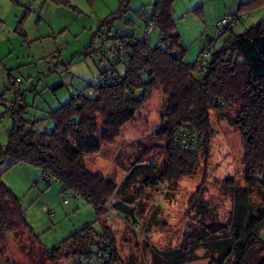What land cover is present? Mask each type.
Segmentation results:
<instances>
[{
	"label": "trees",
	"instance_id": "16d2710c",
	"mask_svg": "<svg viewBox=\"0 0 264 264\" xmlns=\"http://www.w3.org/2000/svg\"><path fill=\"white\" fill-rule=\"evenodd\" d=\"M55 1L70 5L66 0ZM119 1L118 9L101 19L94 36L99 46L93 47L96 41L92 40L85 48L86 54L92 50L100 55L101 62L107 61L98 82H89L82 90L71 92V99L48 111L45 118L27 116L28 106L20 85L10 95L15 77L11 78L10 87L0 93V118L9 116L12 120L5 133L6 145L0 142V164L9 160V166L27 163L37 167L43 180L59 181L63 192L81 197L95 209L91 223L45 249V255L52 262H118L116 233L101 220L109 214L108 203L119 193V186L108 175L86 168L84 157L97 156L104 145L115 144L123 127L159 90L164 100L159 139L166 143V160L161 168L153 162H139L131 175L147 178L146 186L150 188L195 175L201 160L209 159L213 111L234 113L232 123L244 142L245 181L236 186L233 178L225 180L233 193L232 217L224 224H208V204L203 200L195 202L206 183L203 177L190 199L201 226H190L191 233H185L182 245L163 252L162 259L167 264L192 262L195 248L203 245L207 252L216 255L211 257V264H264V205L255 209L251 202L254 193L264 200V18L242 33H236L234 27L217 28L219 35L194 61H187L180 34L172 29L175 0H153L135 12L144 28L145 20L156 24L160 40L155 45L148 42L151 37L143 39L130 31L137 30V24L133 18H125L129 0ZM263 3L264 0L239 2L231 11L249 13ZM200 9L199 6L197 10ZM122 20L129 28L125 32L116 27ZM220 38L223 40L218 43ZM205 51L207 58L200 60ZM59 86L62 83L56 87ZM46 119L52 121V129L42 128ZM180 133L194 137L191 148L186 149L177 139ZM133 201L124 196L114 204L119 214L133 219L131 226L140 223L130 207ZM21 206L17 195L0 177V248L5 251L13 233H29L39 241Z\"/></svg>",
	"mask_w": 264,
	"mask_h": 264
},
{
	"label": "rangeland",
	"instance_id": "374dc122",
	"mask_svg": "<svg viewBox=\"0 0 264 264\" xmlns=\"http://www.w3.org/2000/svg\"><path fill=\"white\" fill-rule=\"evenodd\" d=\"M66 1L70 5L55 0H0V24L3 26L0 28V93L10 87L12 77H20L28 117L45 118L48 111L68 102L71 92L82 90L89 82H98L101 71L107 67V61L101 62L97 52L91 50L86 54L85 48L92 40L96 41L93 47L99 46V40L94 36L101 19L115 12L120 1ZM152 1L129 0L125 18H133L136 22L137 36L143 35L144 27L135 12ZM246 1L249 0H175L172 29L180 34L181 46L186 50L185 59H196L207 34L219 35L216 22L220 18L216 21L212 16ZM199 6L203 11L201 16L197 10ZM185 11L189 12L184 14ZM249 11L250 16L234 27L236 33L244 32L264 18V3ZM116 27L122 32L129 29L124 20L117 22ZM159 40L160 33L156 30L148 42L155 45ZM61 83L62 86L56 87ZM163 102L162 91L157 90L134 120L123 127L116 143L104 145L100 160L98 155L84 157L92 170L100 166L98 168L119 186V193L108 203L109 214L101 220L116 233L119 260L115 264H167L162 259L163 252L179 248L185 233L189 231L190 235V226H201L199 214L190 199L201 186L203 177H206V183L202 186V194L195 196V202L203 200L208 204L210 213L205 215L208 224H224L232 217L233 193L225 180L233 178L236 186L245 184L242 174L244 142L232 123V112H210V155L207 162L201 160L195 175L184 177L178 183H159L153 188L146 186L144 176L131 175L139 162H153L159 168L165 163L166 143L159 139ZM11 121L9 116L0 118V142L3 145H6L5 133L12 125ZM46 127L52 129L51 120H45L42 128ZM106 157L116 159L114 166L105 161L108 160ZM9 164V160L0 164V177L19 198L39 241L29 233L11 234L6 243L7 250L0 248V264H77L73 259L52 262L44 250L91 223L95 219L93 206L81 197L63 192L59 181L43 180L39 168L27 163ZM124 196L134 199L130 207L141 225L138 232L130 227L133 219L128 220L114 208L115 202ZM251 202L255 209L264 205L262 196L256 193ZM48 210L54 214L50 215ZM97 228H100L99 224ZM261 236L264 240V230ZM195 249V260L184 264H211V257L216 256L207 252L203 245Z\"/></svg>",
	"mask_w": 264,
	"mask_h": 264
},
{
	"label": "built area",
	"instance_id": "2783aa9c",
	"mask_svg": "<svg viewBox=\"0 0 264 264\" xmlns=\"http://www.w3.org/2000/svg\"><path fill=\"white\" fill-rule=\"evenodd\" d=\"M249 16L250 15L248 13L242 14V13H236L235 11H229L226 14H224V16L218 22H216V29L217 28H233L237 25V23L239 22V20L241 18L249 17ZM145 24H146V26L144 28L143 35L141 37L143 39H149L156 31L155 30L156 24L150 20H145ZM2 27H3L2 24H0V28H2ZM133 29L131 28L130 31H133L136 33V31ZM207 56H208V52L207 51L203 52L200 60L207 58ZM13 81H14V84H12L13 90H11V92H10V95H12V96H13L15 90L19 87L21 79L19 77H15ZM19 103L23 104V101L21 99H19ZM179 136L180 137L177 139H179V141L182 144H184V147L186 149L191 148L193 146V143H194V139H193L194 137L193 136H187L186 134H183V133H180ZM67 201L68 200L65 199V202H67ZM48 213L50 215L54 214V212L52 210H48ZM131 227L133 228V230H135L137 232L140 231V229H141L140 223L133 224Z\"/></svg>",
	"mask_w": 264,
	"mask_h": 264
},
{
	"label": "crops",
	"instance_id": "0c3cea01",
	"mask_svg": "<svg viewBox=\"0 0 264 264\" xmlns=\"http://www.w3.org/2000/svg\"><path fill=\"white\" fill-rule=\"evenodd\" d=\"M237 5V4H236ZM233 9H235V4H234V6H231V7H229V8H226V10L225 11H222V12H219L218 14H216V15H214V16H212V20H218L219 18H221V17H223L224 16V14H226L228 11H230V10H233ZM187 12H189V11H185V13L184 14H187ZM198 12L200 13V16L203 14V11L200 9V10H198ZM202 18H204V17H202ZM215 18V19H214ZM220 20V19H219ZM207 31L209 30V29H206ZM209 33H210V31H209ZM218 35H217V33H210V34H207V36H206V41H205V43L203 44V43H201V46H203L202 48H204L207 44H208V42L209 41H211V39L212 38H214V37H217ZM222 38H220L219 39V42L218 43H221L222 42ZM197 58V57H196ZM191 61V60H190ZM103 153V152H102ZM102 153H100V154H102ZM97 158V157H96ZM98 160H100V155L98 154ZM107 158V157H106ZM108 160H105V161H107V163L110 161L112 164H113V166H114V164H115V162H116V159L113 157V159L112 158H107ZM85 164H86V168H90V170L91 171H93V172H96V173H103L104 175H107L106 173H104L101 169H99L98 167H100V166H97L96 168H95V170H92V167H89V166H91V164H88L86 161H85ZM96 166V165H95Z\"/></svg>",
	"mask_w": 264,
	"mask_h": 264
}]
</instances>
